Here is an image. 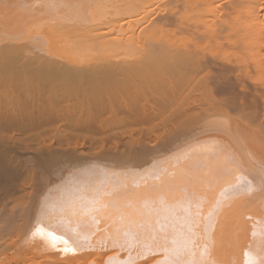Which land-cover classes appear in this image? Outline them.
<instances>
[{"label": "bare ground", "instance_id": "obj_1", "mask_svg": "<svg viewBox=\"0 0 264 264\" xmlns=\"http://www.w3.org/2000/svg\"><path fill=\"white\" fill-rule=\"evenodd\" d=\"M26 1L0 0V264L264 256V139L250 128L264 134V68L247 103L244 70L233 82L213 52L230 22L212 21L243 16L262 65L264 0ZM157 27L182 36L165 46ZM38 223L76 253L34 237Z\"/></svg>", "mask_w": 264, "mask_h": 264}, {"label": "rangeland", "instance_id": "obj_2", "mask_svg": "<svg viewBox=\"0 0 264 264\" xmlns=\"http://www.w3.org/2000/svg\"><path fill=\"white\" fill-rule=\"evenodd\" d=\"M24 1H25V0H24ZM32 2H33V0H27V1L25 2V4H31ZM164 3H165V2H164ZM164 3H163V2L161 3L162 6H164V5H166V4H167V6H169L168 3H166V4H164ZM163 4H164V5H163ZM165 7H166V6H165ZM163 8H164V7H163ZM166 8H167V7H166ZM212 18L214 19V20L212 19V21H213V22L215 21V22H214L215 25L220 26L219 28L223 27V26H221V25H225V26H226V22H227L226 20H228V22H227L228 24H229V22H230L229 26H230V25L238 26V27H229V26L224 27L225 30H222V31H224V32L221 33V35H220V36H222V38H218V39H220V40L218 41V43L220 42L221 45H223V46H222L223 48L220 47V46H221L220 43L218 44V43H216V41H215V42H213V43H214V46H215L216 44H217V46L219 45V49L214 48L213 52H215V51H219V52H220V54H219V56H218L219 58H218L217 55L215 54V55H216V57H215V58H216V63H219V66H220L221 63L224 62V61H225L224 63H227V62L231 63V62L229 61V60H230L229 57L232 58L231 61H233V64H235V65H233L232 63H231V64H232V66H234V67L236 66V67H235V68L232 67V68L235 69V70H234V73H233V70H231V71L228 72V74L230 73L229 76H230V78H233V82L236 83V81H237V80H236L237 77L235 76V74H236V75L239 74V73H238V72L240 71L239 69L242 68V69L244 70V71L241 70V71H243V72H242V76H241V73H240V75H238V76H240L242 79H244V80H245L244 82H247L248 85L250 84V86H251V87H249V89L252 90V93H251L249 90H248V91H249V94L247 93L248 95H250V96L247 95V103H248V102L250 103V102H251V99H253V98H255V97L257 96L255 92H256V88H258V86H255L256 83H254V82H255L254 80L256 79L257 76L259 77V75H260L259 72H262V70H259V72H256V71H258L257 69H258L259 67H260V69L264 68V62L261 63L262 65H260V64L258 65L257 62L255 63V58H254L253 55H255V54L257 53V52H254V51H256V49H255L256 47L253 46L254 44H253V43L251 44V42H250V40H251V38L253 37V35L251 34V35H252V36H251V35L249 34L250 36H248L247 32L245 31L246 29H248V27H245V29H244V27H240L241 23H240V24H237V23L241 22V21L244 19L243 16H241V17H240V16L237 17L238 19H235V18L230 17V16H223V18L220 17L221 19H220V18H217V17H216V19H215V17H212ZM239 18H240V19H239ZM231 20H232V21H231ZM234 20H235V21H234ZM210 21H211V20H210ZM237 21H238V22H237ZM217 22H218V23H217ZM220 22H221L222 24H221ZM236 22H237V23H236ZM143 23H144V22H143ZM219 23H220V25H219ZM144 25H145V23L140 27V29H141ZM149 28H151V27H149ZM157 28H158V27H157ZM162 28H163V29H162ZM165 28H166V27H160V28H158L159 30L157 29V30L154 31V33H155L154 35H153V34H151V35H152V36H155V39H154V40H159V42H161V43H162V42H166L165 46H168V45H169V44H167V42L169 41L168 38H170V41H171V39H174V38H175V37H173V36H168V35H174V36L178 37V39H179V37H180V35H181V32H177L176 28H178V27H175V28H174V27H168L169 30H168V29H165ZM240 28H241V29H240ZM232 29L234 30L233 33L230 31V30H232ZM161 30H162V31L164 30V31H163V32H160ZM175 30H176V31H175ZM179 30H180V29H179ZM179 30H178V31H179ZM181 30H182V29H181ZM181 30H180V31H181ZM167 31H168V32H167ZM228 31H230V33H229ZM236 31H238V34H239L240 36H236V34H237ZM243 31H244V32H243ZM247 31H248V30H247ZM164 32H165V33H164ZM174 32H175V34H174ZM176 32L179 33V34H178L179 36L176 35ZM227 32H228V34L234 36V37L232 38L233 40H234V38H235V39H237V38L239 39L238 41L234 40V41H236L235 43L238 42V43L236 44L237 47L234 46V45L232 46L231 44L227 45L228 42H226V43H225V41L223 42V40H226V39L224 38V35H225L224 33H227ZM235 32H236V33H235ZM245 32H246V37H244V33H245ZM161 33H163L162 37H163V36L168 37V38L165 39V40L168 39L167 41L164 40L165 37L159 39V38L161 37ZM167 33H169V34H167ZM182 33H184V32L182 31ZM156 34H157V38H156ZM222 34H224V35H222ZM143 35H145V38L142 37V38H141V42H142V39H143V41H145V42L148 41L149 39H150V40H149L150 42H153V38H154V37H152V36L150 37V36H149V38H148V36H146V34H143ZM143 35H141V36H143ZM181 36H182V35H181ZM220 36H219V37H220ZM171 37H173V38H171ZM236 37H237V38H236ZM250 37H251V38H250ZM244 38H246V39L243 40ZM144 39H145V40H144ZM147 39H148V40H147ZM247 39H249L248 42H250L249 46H251V49H250V47L248 46V44H247V46H246V44H245V43H247V42H246ZM252 39H254V37H253ZM221 40H222V42H221ZM149 41H148V42H149ZM243 41H245V42H243ZM251 41H254V40H251ZM145 42H144V44H145ZM148 42H147V43H148ZM154 42H156V41H154ZM142 43H143V42H142ZM170 43H171V42H170ZM223 43H224V44H223ZM239 43H240V44H239ZM238 44H239L240 46H239ZM244 44H245V45H244ZM212 45H213V44H212ZM140 46H141V45H140ZM226 46H228V49L226 48ZM252 47H253V48H252ZM140 48H142V47H140ZM140 48H137V50H141ZM221 48H222L223 50H222ZM224 48H226V50H224ZM239 49H241V50H239ZM246 49H248V50H246ZM249 49H250V50H249ZM252 49H253V50H252ZM227 50H228V51H227ZM229 50H232V51H229ZM244 50H245L246 53L244 52ZM225 51H227V52H225ZM239 51H240L241 54L239 53L240 56L238 55V56H239V57H238V56H236V55L238 54ZM251 51H252V52H251ZM137 52H138V51H137ZM219 52H218V53H219ZM218 53H217V54H218ZM224 53H225V54H224ZM250 53H253V54H250ZM254 53H255V54H254ZM232 54H233V55H232ZM234 54H235V55H234ZM223 55H225V57L228 56V58L226 57L225 59H222V57H224ZM229 55H230V56H229ZM245 55H246V56H245ZM256 55H257V54H256ZM256 55H255V56H256ZM241 56H242V57H241ZM233 57H234V58L237 57V62H238V63H237V62L235 63L236 58L233 60ZM243 57H244L245 59H244ZM238 58H239V61H238ZM240 58H242V60L244 59V63L246 62V64H247V62H248V65H245V66H247L246 68H245L244 66L240 67V65H243V63L241 64V61H242V60H241ZM226 59H227V60L229 59V60L227 61ZM247 59H248V61H247ZM249 59L251 60V62H249ZM219 60H221V62H220ZM223 60H224V61H223ZM245 60H246V61H245ZM252 61H254V62L252 63ZM242 62H243V61H242ZM239 63H240V65H239ZM254 65L256 66V69H255V66H254ZM217 66H218V65H217ZM238 66H239V68H237ZM161 68H164V69H165V66H164V67L161 66ZM161 68H159V69L161 70ZM216 68H217V67H216ZM216 68H215V70H216ZM236 68H237V69H236ZM250 68H252V70H251ZM155 69H156V68H155ZM159 69H158V72L160 71ZM164 69H162L161 71H163L164 74H165V76H166V75H168V73H167V69H165V71H164ZM246 70H247V71H246ZM263 70H264V69H263ZM158 72H156L155 74L152 75L153 78H154V75H156V74H157V75H160V72H159V73H158ZM165 72H166L167 74H166ZM231 72H232V73H231ZM245 73H246V74H245ZM258 73H259V75H258ZM161 74H162V73H161ZM163 76H164V75H163ZM165 76H164V77H165ZM226 76H227V75H226ZM226 76H225L224 78H222V81L219 80V82H218V83H219V88H221V87L225 84V83H224L225 80L227 81V80L229 79L230 81H232V79H230V78H227V79H226ZM254 76H256V77H254ZM155 77H156V76H155ZM158 77H159V76H157V78H155V79H157V80L160 79V77H159V78H158ZM164 77H162V75H161V79L164 78ZM258 77H257V79H258ZM166 78H168V77L166 76V77H165V80H166ZM250 78H251V79H250ZM253 78H254V80H253ZM162 80H164V79H162ZM223 80H224V81H223ZM251 80H253V82H252ZM157 82H158L157 85H160V84H161V86H163L164 90H166L165 92L168 93V89L166 88V83H165V82L159 83V82H161V80H160V81H159V80H158V81L155 80V83H154V84H156ZM166 82H167V81H166ZM163 83H165V84H163ZM254 84H255V85H254ZM255 87H256V88H255ZM219 88H218V89H219ZM239 88H240V86L237 85V87H236V90H238L237 92L240 91ZM218 89L215 90V94H214V95H215L216 97H217V94L220 92V91H219L218 93H216ZM259 89H260V88H259ZM164 90H163V91H164ZM219 90H220V89H219ZM233 90H234V89H233ZM236 90H235V91H236ZM220 93H222V92H220ZM230 93L234 95L235 92L231 90ZM240 93H241V91H240ZM225 94H226V93H224V95H225ZM228 94H229V92H227V95H228ZM218 95H220V94H218ZM220 96H221V95H220ZM229 96H232V95L229 94ZM252 96H253V97H252ZM221 97H223V96H221ZM217 98H219V97H217ZM263 98H264V97H262V98L258 97L257 100H256V101H257V105L259 104V108H260V109H259V112H260V114H262V110H263V108H264V105H263V100H264V99H263ZM238 109H239V108H237V109H233V110L230 112V114L233 113V114L237 115V116H235V117L240 116V113H241V112L238 111ZM231 115H232V114H231ZM231 115H229V116H230V117H234V116H231ZM235 117H234V118H235ZM259 117H260L259 120H263V119H264V118H263L264 116L261 117V116L259 115ZM255 123H256V125H258V123L264 124V122H262V121H261V122H260V121H255ZM167 124H169V122H168ZM252 124H253V123H252ZM254 126H255L254 124L250 126V128L252 129V132H255L256 134H259V133H260V134L257 135V136H260L261 138L264 139V134L262 135V134H261V131L258 130V126H261V125H258V126H256V127H254ZM262 127H263V126H262ZM262 127H260L259 129L263 130L262 133H264V129H262ZM256 130H257V131H256ZM260 137H258V138H260Z\"/></svg>", "mask_w": 264, "mask_h": 264}, {"label": "snow or ice", "instance_id": "obj_3", "mask_svg": "<svg viewBox=\"0 0 264 264\" xmlns=\"http://www.w3.org/2000/svg\"><path fill=\"white\" fill-rule=\"evenodd\" d=\"M250 187V184H249ZM33 236H39L42 239H46L50 246L62 251L65 254H75L77 248L64 236L56 234L54 231L46 229L42 223H38L33 230ZM63 247H59L60 245ZM246 264H264V256H254L250 251L246 252ZM122 264H132L131 257L128 261L122 262ZM162 264H178L176 261L165 260Z\"/></svg>", "mask_w": 264, "mask_h": 264}]
</instances>
